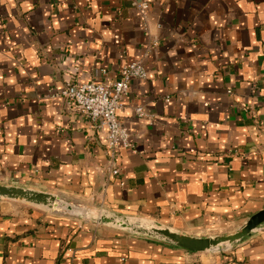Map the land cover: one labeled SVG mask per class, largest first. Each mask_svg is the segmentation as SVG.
Listing matches in <instances>:
<instances>
[{"label": "crops", "instance_id": "crops-1", "mask_svg": "<svg viewBox=\"0 0 264 264\" xmlns=\"http://www.w3.org/2000/svg\"><path fill=\"white\" fill-rule=\"evenodd\" d=\"M134 61L109 179L105 131L58 93ZM0 185L190 236L239 227L264 209V0H0ZM0 264H264V226L195 253L0 200Z\"/></svg>", "mask_w": 264, "mask_h": 264}, {"label": "water", "instance_id": "water-1", "mask_svg": "<svg viewBox=\"0 0 264 264\" xmlns=\"http://www.w3.org/2000/svg\"><path fill=\"white\" fill-rule=\"evenodd\" d=\"M0 200L24 204L46 213H52L60 204L63 211L80 219L195 253L222 252L231 249L264 226V209H262L252 214L234 230L218 235L198 237L183 234L152 220L125 216L104 209L87 211L66 204L55 194L29 188L0 185Z\"/></svg>", "mask_w": 264, "mask_h": 264}, {"label": "built area", "instance_id": "built-area-1", "mask_svg": "<svg viewBox=\"0 0 264 264\" xmlns=\"http://www.w3.org/2000/svg\"><path fill=\"white\" fill-rule=\"evenodd\" d=\"M142 18H146L147 3L134 4ZM156 45V44H154ZM147 76L143 63L134 61L119 69L118 78L110 83H69L58 93L67 107L78 110L86 116L97 130L105 131V142L109 164L106 168L109 179L119 176L116 152L119 148L130 149V135L127 128L117 118L123 99L127 96L132 80L145 79ZM136 114L142 117L141 108Z\"/></svg>", "mask_w": 264, "mask_h": 264}, {"label": "rangeland", "instance_id": "rangeland-1", "mask_svg": "<svg viewBox=\"0 0 264 264\" xmlns=\"http://www.w3.org/2000/svg\"><path fill=\"white\" fill-rule=\"evenodd\" d=\"M232 230H234V229H232ZM231 231V230H230Z\"/></svg>", "mask_w": 264, "mask_h": 264}]
</instances>
